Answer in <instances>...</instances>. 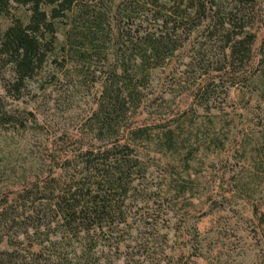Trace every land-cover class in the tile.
<instances>
[{
    "label": "trees",
    "instance_id": "obj_1",
    "mask_svg": "<svg viewBox=\"0 0 264 264\" xmlns=\"http://www.w3.org/2000/svg\"><path fill=\"white\" fill-rule=\"evenodd\" d=\"M255 1L0 0L2 125L21 123L6 102H19L31 85L45 93L56 88L61 74L66 92L60 98L100 87L95 109L80 129V141L90 145L67 153L58 177L19 193L17 207L0 209V264L105 263L99 245L110 251L113 235L140 224L133 208L141 196L147 204L152 194L146 184L149 166L136 150L146 146L179 156L189 145L181 126L171 128L163 120L155 129L132 124L142 104L151 102L154 71L172 61L184 39L195 36L202 42L177 78L186 84L200 74L193 98L209 101L217 87L211 70L225 75L229 70L240 81V73L254 65ZM20 9L23 17L17 15ZM259 64H264V40ZM148 223L142 220L144 227Z\"/></svg>",
    "mask_w": 264,
    "mask_h": 264
},
{
    "label": "rangeland",
    "instance_id": "obj_2",
    "mask_svg": "<svg viewBox=\"0 0 264 264\" xmlns=\"http://www.w3.org/2000/svg\"><path fill=\"white\" fill-rule=\"evenodd\" d=\"M254 4V65L240 73V81L229 70L226 75L211 70L209 78L218 82L212 96L208 102L194 99L200 74L186 84L177 78L186 70L192 48L202 42L195 36L184 39L172 61L154 71L151 102L142 104L132 124L155 129L163 120L171 128L181 126L189 145L179 156L156 154L146 146L136 150L149 166L146 184L153 195L147 204L141 196L133 208V214L137 209L140 213V224L130 221L121 235H113L110 251L99 245V252L105 250L104 264H264V64H259L264 0ZM23 14L22 9L17 12ZM68 71L70 67L62 74ZM61 76L55 89L42 93L31 85L19 102H6L21 123H0V209L17 207L19 193L58 177L67 153L90 145L80 141V129L95 109L100 87L60 98L66 92ZM144 219L149 221L145 227Z\"/></svg>",
    "mask_w": 264,
    "mask_h": 264
}]
</instances>
